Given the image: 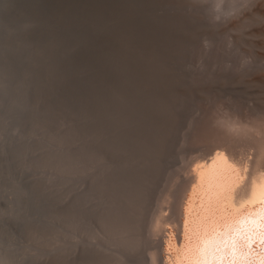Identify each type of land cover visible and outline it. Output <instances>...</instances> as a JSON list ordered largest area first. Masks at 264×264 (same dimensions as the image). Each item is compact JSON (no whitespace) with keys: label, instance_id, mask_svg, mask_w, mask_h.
Here are the masks:
<instances>
[{"label":"bare ground","instance_id":"1","mask_svg":"<svg viewBox=\"0 0 264 264\" xmlns=\"http://www.w3.org/2000/svg\"><path fill=\"white\" fill-rule=\"evenodd\" d=\"M241 1L0 0V264H149L201 106L260 99L232 85L264 62L219 31ZM258 192L189 264H264Z\"/></svg>","mask_w":264,"mask_h":264},{"label":"rangeland","instance_id":"2","mask_svg":"<svg viewBox=\"0 0 264 264\" xmlns=\"http://www.w3.org/2000/svg\"><path fill=\"white\" fill-rule=\"evenodd\" d=\"M221 17L217 18L223 24L219 31L229 29L230 32L231 29L229 38L239 43L242 55L249 56L252 61L264 62V0H242L227 16ZM262 65L258 70L246 71L249 74L242 77V85L240 82L232 85V88L240 89L249 81L258 86L250 91L260 92V99L253 95L246 99L247 102L241 100L242 103L224 98L201 106L202 121L192 136L189 151L184 159H180L179 170L154 212L150 234L154 242L147 251L149 264H159L160 255L166 264H189V252L202 233L256 207L257 203L250 201H254L255 194L264 186ZM174 192H177V198L173 196L176 195ZM160 241L162 245L158 248ZM263 242L264 235L260 238L254 235L253 243L247 242L252 248V261L258 258L257 253H264Z\"/></svg>","mask_w":264,"mask_h":264},{"label":"water","instance_id":"3","mask_svg":"<svg viewBox=\"0 0 264 264\" xmlns=\"http://www.w3.org/2000/svg\"><path fill=\"white\" fill-rule=\"evenodd\" d=\"M125 248V247H124ZM125 250H128L127 248H125Z\"/></svg>","mask_w":264,"mask_h":264}]
</instances>
